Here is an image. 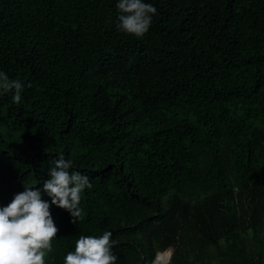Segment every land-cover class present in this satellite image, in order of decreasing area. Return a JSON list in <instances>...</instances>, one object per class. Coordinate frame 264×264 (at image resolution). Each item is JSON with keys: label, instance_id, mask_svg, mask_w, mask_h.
<instances>
[{"label": "trees", "instance_id": "16d2710c", "mask_svg": "<svg viewBox=\"0 0 264 264\" xmlns=\"http://www.w3.org/2000/svg\"><path fill=\"white\" fill-rule=\"evenodd\" d=\"M146 2L137 38L116 0H0V69L30 85L0 96V205L63 153L93 186L76 222L50 207L48 264L106 230L117 264H264V0Z\"/></svg>", "mask_w": 264, "mask_h": 264}, {"label": "clouds", "instance_id": "9594fccd", "mask_svg": "<svg viewBox=\"0 0 264 264\" xmlns=\"http://www.w3.org/2000/svg\"><path fill=\"white\" fill-rule=\"evenodd\" d=\"M119 12L118 31L143 37L150 29L157 8L146 0H116ZM26 87L20 79H12L0 69V96L11 94L20 103ZM42 186L25 183L23 192L14 195L7 205H0V264H48L53 252V239L58 227L50 212L52 205L67 210L79 220L83 214L82 194L92 188L90 177L74 168L73 160L58 153ZM50 197V201L42 199ZM116 240L112 231L100 235H80L74 251H69L63 264H117ZM171 246L158 250L150 264H170Z\"/></svg>", "mask_w": 264, "mask_h": 264}, {"label": "rangeland", "instance_id": "374dc122", "mask_svg": "<svg viewBox=\"0 0 264 264\" xmlns=\"http://www.w3.org/2000/svg\"><path fill=\"white\" fill-rule=\"evenodd\" d=\"M225 245V242L223 243ZM225 264L224 257L216 249L213 248L209 258L205 260H197L196 264Z\"/></svg>", "mask_w": 264, "mask_h": 264}]
</instances>
